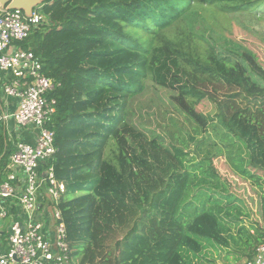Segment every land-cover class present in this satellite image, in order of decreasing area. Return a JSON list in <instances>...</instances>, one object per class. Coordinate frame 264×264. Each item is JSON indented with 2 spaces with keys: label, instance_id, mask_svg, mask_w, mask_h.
<instances>
[{
  "label": "trees",
  "instance_id": "16d2710c",
  "mask_svg": "<svg viewBox=\"0 0 264 264\" xmlns=\"http://www.w3.org/2000/svg\"><path fill=\"white\" fill-rule=\"evenodd\" d=\"M262 2L43 0L46 23L16 45L56 83L47 125L56 153L46 165L66 188L58 208L77 264H201L209 248L242 254L264 242V69L246 51L234 60L199 50L183 22L196 9L250 15ZM147 83L172 90L196 129L239 142L238 159L227 158L258 190L253 234L236 220L234 198L211 160L191 165L200 177L190 189L198 178L185 170L183 149L172 147L170 161L152 170L129 144V106ZM201 103L215 114L197 111ZM150 147L157 160L161 149ZM210 180L215 191L201 186ZM228 208L237 212L229 224Z\"/></svg>",
  "mask_w": 264,
  "mask_h": 264
},
{
  "label": "built area",
  "instance_id": "2783aa9c",
  "mask_svg": "<svg viewBox=\"0 0 264 264\" xmlns=\"http://www.w3.org/2000/svg\"><path fill=\"white\" fill-rule=\"evenodd\" d=\"M44 23L40 6L30 16L0 7V71L8 76L3 91L18 102L13 113H0V122L10 118L18 127L37 130L34 144H16L9 157V173L0 185V203L10 201L23 214L22 220L14 219L8 225L0 264H77L58 208L66 188L46 165L56 153L54 132L47 127L55 113L50 94L56 83L42 75L32 52L16 45ZM7 216V208L0 205V221ZM246 264H264V242L256 246Z\"/></svg>",
  "mask_w": 264,
  "mask_h": 264
},
{
  "label": "rangeland",
  "instance_id": "374dc122",
  "mask_svg": "<svg viewBox=\"0 0 264 264\" xmlns=\"http://www.w3.org/2000/svg\"><path fill=\"white\" fill-rule=\"evenodd\" d=\"M253 14L225 15L215 11L206 12L196 9L187 13L183 22L199 50L210 51L221 57L229 56L234 60L235 57H239L242 52L246 51L248 54L254 55L257 63L264 69V0ZM196 108L197 111L206 115L213 116L215 114V109L207 103H201ZM128 115L132 135L135 136L127 135L128 142L138 155L144 156L148 162L147 165L151 166L152 170L162 161L164 166L170 161L168 154L172 155V147L183 149L189 154L187 157L189 162L186 163L185 170L193 172L198 178L188 182V187L194 189L198 187L200 172L197 168L192 169L191 165H195L199 161L211 160L220 180L225 183L226 190L234 198L233 205L240 213L236 219L237 212L230 211L228 208L232 220L230 217L224 218V220L229 224L236 219L246 228L248 227L247 229H250L249 223L252 218H256L257 214L258 190L250 180L237 175V171L231 165L240 156L237 148L238 141L230 138L221 140L219 135L209 128L206 132L196 129L195 125L185 119L175 98L173 99V91L151 83H147L145 90L132 100ZM197 130L198 132H196ZM151 142H155L161 149L157 160L152 158ZM228 156H231V159L233 157L234 160L230 161ZM181 174L183 175L182 170ZM213 182L209 181L211 186L204 184L201 186L215 191L216 184ZM219 204L223 208H227L226 200L220 199ZM220 216L224 217V214L221 213ZM235 229L230 228L234 235L236 234ZM252 230L250 229V234H253ZM243 242L244 240L240 239L242 248L245 247ZM233 249V247L229 251L217 249V252H214V249L209 248L211 253L214 252L213 254L216 253L218 256L208 255L207 261H217L215 264L218 262L237 264L236 258H230L231 254L234 256L236 253L232 251Z\"/></svg>",
  "mask_w": 264,
  "mask_h": 264
},
{
  "label": "crops",
  "instance_id": "0c3cea01",
  "mask_svg": "<svg viewBox=\"0 0 264 264\" xmlns=\"http://www.w3.org/2000/svg\"><path fill=\"white\" fill-rule=\"evenodd\" d=\"M7 80H8V76L2 71H0V113L11 114L16 110L18 102L17 100L7 97L4 94L3 91L4 85L7 82ZM36 138H37V130L31 126L18 127L10 118L7 121L0 122V181H1V177H3V174H5V172L7 171V167L9 165L8 157L14 151L16 144L21 142L34 144ZM1 202L3 206L7 208L8 216L5 220L0 221V254L4 253L6 250V236L8 232V225L14 219H19V220L23 219V214L22 212H20L19 207L14 206L15 208L13 210V206L11 205L10 201H6L4 203L3 201ZM2 204L0 203L1 206ZM255 247L256 245L253 247V251L251 249L249 252H244L242 254L235 253L234 256L233 254L229 256L230 258L232 257L236 258L237 261L235 262L237 264H246V262L252 259ZM225 250L229 251L230 249H225ZM213 251L217 252V250H213ZM214 252L211 253L209 251V256L210 255L218 256L216 255V253L213 254ZM216 262L217 261L214 260L207 261L206 259L205 262H201V264H215ZM217 264H221V263L218 262ZM227 264H231V263H227Z\"/></svg>",
  "mask_w": 264,
  "mask_h": 264
},
{
  "label": "water",
  "instance_id": "95a60500",
  "mask_svg": "<svg viewBox=\"0 0 264 264\" xmlns=\"http://www.w3.org/2000/svg\"><path fill=\"white\" fill-rule=\"evenodd\" d=\"M43 0H0V7L6 10L19 9L30 16L32 9L40 6Z\"/></svg>",
  "mask_w": 264,
  "mask_h": 264
}]
</instances>
